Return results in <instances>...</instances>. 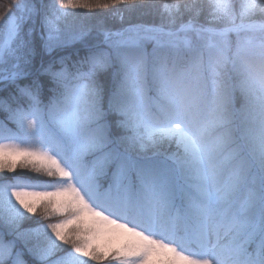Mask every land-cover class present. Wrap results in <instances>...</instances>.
<instances>
[{"label": "snow or ice", "instance_id": "6c2138e0", "mask_svg": "<svg viewBox=\"0 0 264 264\" xmlns=\"http://www.w3.org/2000/svg\"><path fill=\"white\" fill-rule=\"evenodd\" d=\"M0 264H264V0H10Z\"/></svg>", "mask_w": 264, "mask_h": 264}, {"label": "trees", "instance_id": "16d2710c", "mask_svg": "<svg viewBox=\"0 0 264 264\" xmlns=\"http://www.w3.org/2000/svg\"><path fill=\"white\" fill-rule=\"evenodd\" d=\"M142 2L147 3H163L164 0H142ZM10 6V0H0V12L7 11L8 7ZM145 19L150 20L151 17H146ZM109 26L115 25L116 27H119L118 22L109 21ZM149 51H151V45H149Z\"/></svg>", "mask_w": 264, "mask_h": 264}]
</instances>
